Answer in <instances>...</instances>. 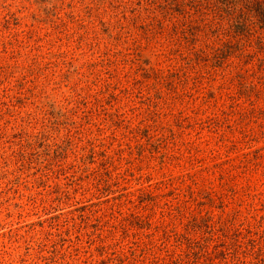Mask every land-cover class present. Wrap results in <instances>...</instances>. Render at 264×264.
Here are the masks:
<instances>
[{
	"label": "rangeland",
	"instance_id": "374dc122",
	"mask_svg": "<svg viewBox=\"0 0 264 264\" xmlns=\"http://www.w3.org/2000/svg\"><path fill=\"white\" fill-rule=\"evenodd\" d=\"M244 8L0 0V264H264Z\"/></svg>",
	"mask_w": 264,
	"mask_h": 264
},
{
	"label": "trees",
	"instance_id": "16d2710c",
	"mask_svg": "<svg viewBox=\"0 0 264 264\" xmlns=\"http://www.w3.org/2000/svg\"><path fill=\"white\" fill-rule=\"evenodd\" d=\"M218 6L221 8V4H229L235 5L236 2H243L245 5L246 11L249 13V16L253 18L256 23L261 27L262 30H264V0H214ZM222 2V3H221ZM244 8V10H245ZM243 10L236 14L235 16H232V18L229 19L230 21V27L236 34L244 33V20L241 17L244 16ZM231 17V16H230ZM239 18V19H238ZM230 54H226L225 58L228 57ZM145 71V68H143Z\"/></svg>",
	"mask_w": 264,
	"mask_h": 264
}]
</instances>
